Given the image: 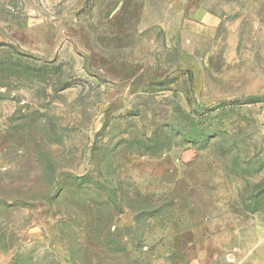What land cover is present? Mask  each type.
<instances>
[{"label": "rangeland", "instance_id": "obj_1", "mask_svg": "<svg viewBox=\"0 0 264 264\" xmlns=\"http://www.w3.org/2000/svg\"><path fill=\"white\" fill-rule=\"evenodd\" d=\"M0 264H264V0H0Z\"/></svg>", "mask_w": 264, "mask_h": 264}]
</instances>
